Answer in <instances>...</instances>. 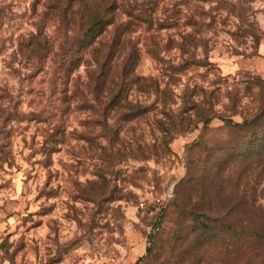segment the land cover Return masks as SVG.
Returning a JSON list of instances; mask_svg holds the SVG:
<instances>
[{"label": "rangeland", "instance_id": "rangeland-1", "mask_svg": "<svg viewBox=\"0 0 264 264\" xmlns=\"http://www.w3.org/2000/svg\"><path fill=\"white\" fill-rule=\"evenodd\" d=\"M48 1L0 0V264H264V0H131L120 108L53 85Z\"/></svg>", "mask_w": 264, "mask_h": 264}, {"label": "trees", "instance_id": "trees-1", "mask_svg": "<svg viewBox=\"0 0 264 264\" xmlns=\"http://www.w3.org/2000/svg\"><path fill=\"white\" fill-rule=\"evenodd\" d=\"M126 17H132L134 22L125 20ZM44 18L56 22L58 38L51 41L46 35L44 38L37 36L32 45L34 49L44 51V59L55 51L51 81L53 85L65 92L71 82L76 80L74 94L112 96L106 108L111 105L120 108L119 98L126 97L133 86L144 80L137 73L140 50L134 43L132 34L138 21L152 28V15L131 0H49L44 5ZM81 67L85 68V88L80 85L83 90L78 85L81 79L77 76ZM263 116L264 110L253 122ZM250 123L251 121H245L243 126ZM228 124L242 126L231 121ZM196 224L206 227L201 218ZM159 225L161 227L160 223ZM204 235L214 238L216 230L206 228ZM254 238L260 240L257 235Z\"/></svg>", "mask_w": 264, "mask_h": 264}, {"label": "built area", "instance_id": "built-area-1", "mask_svg": "<svg viewBox=\"0 0 264 264\" xmlns=\"http://www.w3.org/2000/svg\"><path fill=\"white\" fill-rule=\"evenodd\" d=\"M172 198V196L165 194L162 197L155 198L151 200L150 203H147L145 201L140 202L139 208L149 213L152 217H154V224L152 227V233L156 234L160 230L159 222L161 220V216L164 212V209L166 207V203Z\"/></svg>", "mask_w": 264, "mask_h": 264}, {"label": "water", "instance_id": "water-1", "mask_svg": "<svg viewBox=\"0 0 264 264\" xmlns=\"http://www.w3.org/2000/svg\"><path fill=\"white\" fill-rule=\"evenodd\" d=\"M167 194L170 195V196H173L171 191H168Z\"/></svg>", "mask_w": 264, "mask_h": 264}]
</instances>
